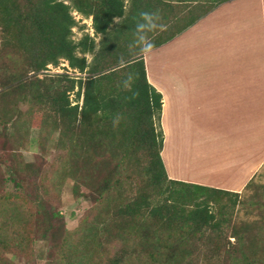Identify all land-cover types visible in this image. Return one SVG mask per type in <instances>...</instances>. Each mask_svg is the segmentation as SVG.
Segmentation results:
<instances>
[{"label":"trees","instance_id":"1","mask_svg":"<svg viewBox=\"0 0 264 264\" xmlns=\"http://www.w3.org/2000/svg\"><path fill=\"white\" fill-rule=\"evenodd\" d=\"M229 1L0 0V264H264V184L168 179L162 97L136 42L141 24L153 50ZM67 181L89 204L73 230L59 210Z\"/></svg>","mask_w":264,"mask_h":264},{"label":"crops","instance_id":"2","mask_svg":"<svg viewBox=\"0 0 264 264\" xmlns=\"http://www.w3.org/2000/svg\"><path fill=\"white\" fill-rule=\"evenodd\" d=\"M143 58L168 179L241 193L264 169V0L223 3Z\"/></svg>","mask_w":264,"mask_h":264},{"label":"rangeland","instance_id":"3","mask_svg":"<svg viewBox=\"0 0 264 264\" xmlns=\"http://www.w3.org/2000/svg\"><path fill=\"white\" fill-rule=\"evenodd\" d=\"M248 11L251 12L249 7H248ZM73 16L75 20L77 19L79 20L78 25H81V24L85 25V31L83 32H88L90 35H92L93 31L91 30V20L90 19L85 20L84 18H82L76 13H73ZM207 30L208 28H206L204 31H207ZM72 31H73V38L75 40L80 39V37L82 36V32L78 31L77 28L72 29ZM187 41H189L190 43V40H185L184 42L187 43ZM191 42L195 43L193 40H191ZM190 48H192V45L190 46ZM152 56L153 58L155 57V55H152ZM166 56L161 57L159 61L161 60L162 61L159 63V65L162 64L163 60H166V59H163ZM153 64H154V60H153ZM65 65H66L65 63H61L58 67H55V69L52 68L50 72H45V73H54V74L63 73L64 72L63 68H65ZM68 74H71L72 76H79V74L71 73L70 71H68ZM70 97L74 98L72 95ZM38 152L39 150L37 146V129H33L31 133L30 141L28 145L26 146L25 150L22 151V154L26 161H31L33 156L37 154ZM53 154L54 152L51 149H49L48 153L46 154V159L50 160ZM255 181L258 184H264V169L262 170V172H260V175L258 176V178L255 179ZM71 184H72L71 181H67L65 183V186L61 192V206L59 209L60 212L65 217L66 228L69 230H73L76 228L79 218L81 217L83 212L89 207L88 202L85 201L83 198H74V196L71 194ZM248 195L249 193L245 192L243 195H241V199L247 198ZM233 213L239 215L240 218H245V215H246L245 211L239 207H237V209H235ZM44 247H45V243L41 241H38L35 244L34 249L38 257H40L41 255L40 251L44 250ZM203 251H204V248L200 247L199 252L201 253ZM199 252L197 251V253Z\"/></svg>","mask_w":264,"mask_h":264},{"label":"clouds","instance_id":"4","mask_svg":"<svg viewBox=\"0 0 264 264\" xmlns=\"http://www.w3.org/2000/svg\"><path fill=\"white\" fill-rule=\"evenodd\" d=\"M146 20H148L150 23L148 25L149 30L152 28H155L157 25L155 23H151L152 17L149 16V14L144 13L142 14ZM144 30H145V25L141 24L138 26V31H137V44L139 45L140 51L142 53H150L152 50V44L151 42L148 40L147 36L144 34ZM132 80V76L129 75L128 76V82H130ZM126 86H127V82H126Z\"/></svg>","mask_w":264,"mask_h":264},{"label":"built area","instance_id":"5","mask_svg":"<svg viewBox=\"0 0 264 264\" xmlns=\"http://www.w3.org/2000/svg\"><path fill=\"white\" fill-rule=\"evenodd\" d=\"M91 20V19H90ZM76 21H79L78 19L76 20ZM92 30V29H91ZM66 64V63H65ZM65 68H67V64L65 65ZM53 69H55V68H53ZM52 70V67L51 66H49V70L48 71H46V72H50ZM50 74H53V73H50ZM71 75V74H70Z\"/></svg>","mask_w":264,"mask_h":264}]
</instances>
